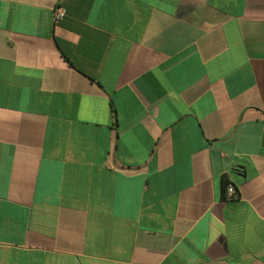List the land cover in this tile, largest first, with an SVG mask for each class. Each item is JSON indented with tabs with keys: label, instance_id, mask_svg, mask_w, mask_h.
Instances as JSON below:
<instances>
[{
	"label": "crops",
	"instance_id": "crops-1",
	"mask_svg": "<svg viewBox=\"0 0 264 264\" xmlns=\"http://www.w3.org/2000/svg\"><path fill=\"white\" fill-rule=\"evenodd\" d=\"M0 264H264V0H0Z\"/></svg>",
	"mask_w": 264,
	"mask_h": 264
},
{
	"label": "built area",
	"instance_id": "built-area-1",
	"mask_svg": "<svg viewBox=\"0 0 264 264\" xmlns=\"http://www.w3.org/2000/svg\"><path fill=\"white\" fill-rule=\"evenodd\" d=\"M67 12L62 6H57L54 9V21L56 24L62 22L66 18ZM225 197L227 200H232L237 197V191L231 184L226 186Z\"/></svg>",
	"mask_w": 264,
	"mask_h": 264
}]
</instances>
